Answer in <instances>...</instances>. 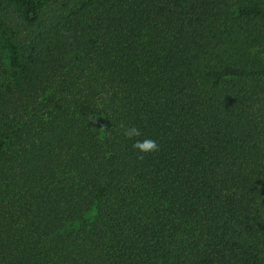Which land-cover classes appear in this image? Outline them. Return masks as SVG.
I'll return each mask as SVG.
<instances>
[{
    "label": "trees",
    "instance_id": "trees-1",
    "mask_svg": "<svg viewBox=\"0 0 264 264\" xmlns=\"http://www.w3.org/2000/svg\"><path fill=\"white\" fill-rule=\"evenodd\" d=\"M70 1L0 0V264H264V0Z\"/></svg>",
    "mask_w": 264,
    "mask_h": 264
},
{
    "label": "clouds",
    "instance_id": "clouds-1",
    "mask_svg": "<svg viewBox=\"0 0 264 264\" xmlns=\"http://www.w3.org/2000/svg\"><path fill=\"white\" fill-rule=\"evenodd\" d=\"M123 134L126 137H128L129 139H131L134 136H136V137L140 136L141 132L139 129H137L135 126H133L131 129H125ZM133 148L136 150H139L142 153H151V152H155L158 150V145L154 140H152L150 138H146L143 141L137 140L133 144ZM140 158H142V157H140Z\"/></svg>",
    "mask_w": 264,
    "mask_h": 264
},
{
    "label": "rangeland",
    "instance_id": "rangeland-1",
    "mask_svg": "<svg viewBox=\"0 0 264 264\" xmlns=\"http://www.w3.org/2000/svg\"><path fill=\"white\" fill-rule=\"evenodd\" d=\"M63 1H67V0H57V2L60 3V5L63 4ZM70 3H71L70 5H75L76 4V0H71Z\"/></svg>",
    "mask_w": 264,
    "mask_h": 264
}]
</instances>
